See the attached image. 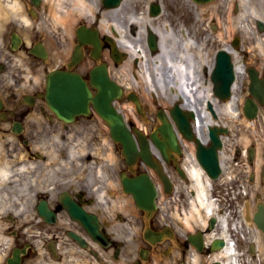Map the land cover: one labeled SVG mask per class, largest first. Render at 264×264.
I'll return each instance as SVG.
<instances>
[{"label": "flooded vegetation", "instance_id": "af4514ba", "mask_svg": "<svg viewBox=\"0 0 264 264\" xmlns=\"http://www.w3.org/2000/svg\"><path fill=\"white\" fill-rule=\"evenodd\" d=\"M61 1L67 13L74 0ZM78 1L85 10L63 15L56 27L50 0H0V264H264L258 223L264 216V105L250 92V72L264 80V69L239 54L240 36L214 52L174 49L170 29L183 23L192 32L177 0L166 8L164 0L122 2L138 24L124 31L133 51H120L119 32L108 21L121 7ZM223 49L232 69L218 86L234 76L228 99L214 91ZM55 51H65L57 63ZM21 52L33 66L18 63ZM146 63L147 83L160 94L145 98L141 87L113 75L124 66L139 86ZM97 67H106L124 89L113 106L134 137L135 160L93 103L71 122L51 108L49 73L80 74L96 95ZM249 100L258 105L252 120L245 112ZM229 102L234 111L225 109ZM239 119L253 125L250 143L232 127ZM142 176L154 184L153 210L139 207L128 191Z\"/></svg>", "mask_w": 264, "mask_h": 264}, {"label": "rangeland", "instance_id": "374dc122", "mask_svg": "<svg viewBox=\"0 0 264 264\" xmlns=\"http://www.w3.org/2000/svg\"><path fill=\"white\" fill-rule=\"evenodd\" d=\"M95 1L102 2V0ZM167 1L168 0H164V8H166L167 6ZM251 1L253 2V4L251 5H253V7H255L258 12L264 15V0ZM136 3H143V1L137 0L130 3L128 2V4L131 5H134ZM50 5L52 9V14L57 19V23L54 24L56 27L60 25L59 18L63 17V15H65L66 18H71V16H76L78 14V10L82 12L83 10H85V6L82 5L78 0H74L73 4L66 9L67 13H64L65 8H63L62 6L61 0H50ZM121 5H119L117 9L120 8ZM177 5L178 14L179 12L184 13L183 19L187 23H189V25L191 24L192 32L189 33V27L187 28L183 23L176 24L173 29H170V33L167 35V38L172 41V47L174 49L178 46L182 49V51L214 52L218 49H222V47L227 48V46L230 44L231 41L234 40L236 36H240L241 47L239 50H241V52H239V54L245 53L247 55L246 60H248L250 63L257 64L260 68L264 69V51L260 47V43H262L264 49V31H260L257 24L258 21L255 19L256 14L253 10L249 8V5L242 7L239 4V0H215L204 5H196L190 0H177ZM129 12V7L127 8L123 5L119 10H116L112 13V18L109 17L108 21L114 22L116 28L118 25L120 30L126 31L128 33V27L129 30H131L134 25L138 26V24L136 23V19L131 16H128ZM230 20L234 21V30L232 32L228 30ZM63 21V23H65V21L69 22V19H63ZM195 21L199 22L200 24L195 25ZM240 21L241 24L239 23ZM162 22H164L165 24L168 23V21L165 20L164 16L162 17ZM201 23L204 24V28L201 26ZM245 27L248 31L245 29ZM183 33L186 34L183 35ZM129 38L131 40V35H129ZM136 41L134 42L135 44L133 43L134 45H136ZM208 41L212 44L209 48ZM193 44L196 46H194ZM170 45L171 44L169 43V47ZM119 49L120 51H123V49ZM257 49L262 51H256ZM64 56L65 51H55L56 60L54 62L57 63L59 60L58 58H62ZM242 56L243 55H241V57ZM18 57L19 64H28L27 66L32 65L30 63V58L24 53L21 52L20 54H18ZM244 63L245 59H243V57L241 60H237V64H241L242 67ZM149 66L150 64H145V75L139 78V86L134 83L132 78L127 77L125 72L126 69L124 66H122L119 71H117V73H113V75H115L116 79L119 80L121 83H123L124 85L126 84L125 86H129V84H131L134 89H140L141 87L143 95L146 98L150 93L156 92L157 94V92H159L160 94V89L157 86L156 89L155 85L147 83V73L148 71H150ZM39 81L44 82L42 78ZM138 122L142 127H149L145 126L143 122ZM231 123L233 128L239 129V131H236L235 133H239L243 136V143H250V138L254 137V134L257 135L256 132L252 131L253 125L246 124L242 119L234 120ZM261 127H264V124H262ZM262 138H264V135L262 136ZM262 143H264V140H262Z\"/></svg>", "mask_w": 264, "mask_h": 264}, {"label": "water", "instance_id": "95a60500", "mask_svg": "<svg viewBox=\"0 0 264 264\" xmlns=\"http://www.w3.org/2000/svg\"><path fill=\"white\" fill-rule=\"evenodd\" d=\"M123 0H102L104 8L113 9L121 5ZM198 5L208 4L215 0H191ZM258 27L260 31H264V21L258 20ZM239 38L236 40V46H239ZM228 49L221 50L219 58L216 63V69L214 73V80L216 87L214 91L216 94H222L225 99L232 96V85L234 76L226 80V83L222 86H218V81L224 79L225 69H232L230 62V56L226 52ZM101 51H95L97 55ZM45 52L41 54L43 56ZM80 55V56H79ZM114 55L120 62L122 55L118 52L117 46L114 47ZM76 58L81 57V51H76ZM251 94L256 97L260 103L264 105V80L260 79L259 72L251 71ZM47 96L50 99V105L53 111L61 118L71 122L75 120L76 116L89 113V104L93 103L97 113L109 124L112 130V136L116 142H120L124 146L125 154L131 159L135 160L137 155V146L132 133L129 130L126 121L122 114L118 113L113 102L117 98H121L124 95L123 87L112 80L109 76L108 69L106 67L96 69L92 72L91 85L97 90V94L94 95L90 90L88 82L77 73L73 72H61L60 70H54L47 75ZM245 112L249 119L252 120L257 116L258 105L253 100L246 102ZM161 121L165 128H171L172 125L169 122L166 115L160 116ZM174 119L179 124L181 122L174 116ZM147 150V148H146ZM146 160L151 164L148 158ZM135 181V180H134ZM130 184L129 192H131L139 205V207L146 210H153L155 205V188L151 180L142 176L138 179L137 186ZM129 181L126 180L127 184ZM146 192L149 196V200L146 201ZM150 202V203H149ZM259 225L264 228V216L263 213L259 215Z\"/></svg>", "mask_w": 264, "mask_h": 264}, {"label": "bare ground", "instance_id": "6f19581e", "mask_svg": "<svg viewBox=\"0 0 264 264\" xmlns=\"http://www.w3.org/2000/svg\"><path fill=\"white\" fill-rule=\"evenodd\" d=\"M239 4L242 6V7H245V6H247V5H249V8L251 9V10H253L254 12H255V19L258 21V20H262V21H264V15L262 14V13H260V12H258L257 11V9L255 8V7H253V5H251V4H253V2L251 1V0H239ZM234 19V18H233ZM73 21H74V19H73ZM240 24H241V21L239 22ZM245 29L247 30V28L245 27ZM117 30H118V32H119V41H118V43H116L117 45L119 44L120 45V48H126V49H128V50H131V51H133L134 50V48H133V46H132V42L131 41H129V39L125 36V33H124V31L123 30H120L119 29V27H118V25H117ZM228 30L230 31V32H232L233 30H234V21L233 20H230L229 21V25H228ZM248 31V30H247ZM194 44H196V43H194ZM193 44V45H194ZM194 46H196V45H194ZM199 47H201V46H199ZM260 47L262 48V50L264 51V49H263V44L262 43H260ZM262 50H259V49H257L256 51H262ZM261 54V53H260ZM100 68L101 67H97L96 69H99L100 70ZM242 69V66H237V70L238 71H240ZM47 78V77H46ZM148 78H149V76H148ZM225 109L226 110H228V111H234V108H233V102H229L226 106H225Z\"/></svg>", "mask_w": 264, "mask_h": 264}]
</instances>
